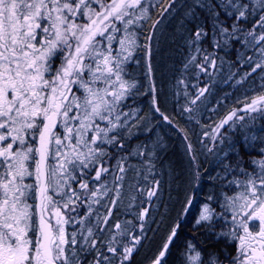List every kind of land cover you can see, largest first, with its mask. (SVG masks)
<instances>
[{
    "label": "snow or ice",
    "instance_id": "obj_1",
    "mask_svg": "<svg viewBox=\"0 0 264 264\" xmlns=\"http://www.w3.org/2000/svg\"><path fill=\"white\" fill-rule=\"evenodd\" d=\"M0 264H264V0H0Z\"/></svg>",
    "mask_w": 264,
    "mask_h": 264
}]
</instances>
